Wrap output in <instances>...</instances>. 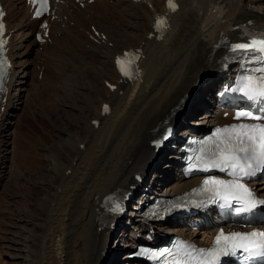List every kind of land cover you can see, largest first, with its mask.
I'll use <instances>...</instances> for the list:
<instances>
[{"label": "bare ground", "instance_id": "6f19581e", "mask_svg": "<svg viewBox=\"0 0 264 264\" xmlns=\"http://www.w3.org/2000/svg\"><path fill=\"white\" fill-rule=\"evenodd\" d=\"M6 1L9 3V26H18V29L13 33L11 49L14 69L5 107L0 111V187L2 179L6 180L5 198L1 201L3 212H11L15 202L18 209L15 221L3 219L5 227L2 230L6 232L1 244L7 248L3 260L12 264L20 261L23 264H143L127 257L131 250L118 255L123 241L105 258L104 250L112 227L99 229L102 221L97 208L110 190L144 185L143 177L159 162L158 131L165 121H180L184 133L198 130L197 124L231 119L224 117L222 112L232 107H215L204 100L207 98L205 91L211 89L216 80L227 78L237 67L233 65L223 76L215 77L214 68H218V60L225 52L220 47L224 41L223 36L218 38L217 33L208 28L207 19L214 8L225 4L227 13L222 19L228 24H242L252 19L264 22V0H183V6L173 14L172 28L160 40L148 35L154 15L164 11L163 0H151L154 8L133 0H95L84 7L71 0L68 5L60 4L58 9L62 10L64 19L54 21L53 40L42 48L48 47L55 60L63 54L69 59L78 55L96 58L98 66L95 65L93 73L104 85L95 88V95L88 98L86 104L90 112L87 114L74 100L71 105L63 102L65 111L73 107L81 114L74 112V122L71 120L73 123L69 124L76 126L72 130L61 129L54 145H45V153L36 150L37 145L30 142L29 151L21 150L19 130L10 119L11 107L14 109L22 100L29 63L38 46L32 35L36 22L26 13L25 4L21 0ZM92 24L107 33L106 41H95L85 33L84 27L90 28ZM132 45H143L146 50L143 74L133 85L119 81L115 68L116 53ZM105 79L117 82L118 88L110 90ZM120 88H123L121 93ZM15 98L17 102L14 103ZM108 100L111 111L103 114V103ZM200 105L205 106L203 110L199 109ZM95 118L99 119L98 125L93 123ZM12 135L16 137L13 138L15 142L10 140ZM174 168L177 165L173 160L156 167L157 171L166 169L172 180L155 191L174 194L197 183L201 177H184L180 167L177 172ZM32 175H35V186L41 191L34 198L28 194ZM252 182L264 194V180ZM141 196L139 194V198ZM137 214L135 224L141 225L143 216ZM207 220L209 227L216 224L214 219L208 217ZM160 227L169 232H188L201 241L211 240L208 235L211 228L191 229L184 221ZM128 234L133 239L134 229ZM126 244H133V241ZM113 247L108 246V250Z\"/></svg>", "mask_w": 264, "mask_h": 264}, {"label": "snow or ice", "instance_id": "6c2138e0", "mask_svg": "<svg viewBox=\"0 0 264 264\" xmlns=\"http://www.w3.org/2000/svg\"><path fill=\"white\" fill-rule=\"evenodd\" d=\"M44 5L47 0H42ZM172 11L177 9L175 0H168ZM38 16L41 12L36 13ZM0 11V35L4 32ZM155 27L163 31L167 27L164 18H158ZM230 51L240 58L258 63L261 67L252 69V73L243 78L236 89L244 98L264 105V31L259 34H249L242 42L231 43ZM3 41H0V52ZM132 53H125L123 58H117V67L122 75L132 78V64L137 59ZM6 60L0 59V91L4 89ZM111 87V85H110ZM104 111H108L105 106ZM237 120L249 119L255 123H239L225 128L216 129L214 137L201 141L203 145L196 156L190 158L189 172H210L218 169L231 179L206 178L201 188L194 190L203 199L193 202L199 207L203 204H218L221 208L232 209L236 214L252 213L259 206H264V200L258 199L253 190L243 180L254 177L257 172L264 171V107L257 113L251 110H239ZM181 205H176L179 207ZM241 255L245 260L264 258V231L225 233L220 231L211 248H198L186 241H177L173 249L161 251L157 258L166 257V264H221L222 257Z\"/></svg>", "mask_w": 264, "mask_h": 264}, {"label": "rangeland", "instance_id": "374dc122", "mask_svg": "<svg viewBox=\"0 0 264 264\" xmlns=\"http://www.w3.org/2000/svg\"><path fill=\"white\" fill-rule=\"evenodd\" d=\"M29 49H32V47L30 46ZM38 56H39L38 59H40L42 57H46V61H45L46 63L45 64L49 66V68H48L49 72L47 71L48 69H46L44 71L42 79H35L33 77L34 65L35 64L37 65V57ZM85 59H86V61H85ZM71 62H72V64H71ZM97 63H98L97 59L94 57H87V56L80 57L79 55L74 59H69L67 56H65L63 54L55 60L54 57L51 56V53L49 52L48 47L41 48V49L38 48L37 53H35V50H34V52L32 54V62L29 63L30 67L28 68V71H29L28 75L29 76L27 75V77H26V88H25V90L21 91L22 92V96H21L22 100H20V102L18 103V106L15 107L14 109H13V106L11 107L12 108V115L10 116V119H12V122H14V128L17 129V131L19 130L21 138H19L18 142H19V146H20L21 150H24V152L27 150L29 151L30 146H31L30 143H33V144L37 145L36 150H38L41 153H45L47 151L45 145H48V143H49V145H54V141L59 136L61 129H65V127H66V128H69L72 130L73 126H76L75 124L74 125L72 124L74 122V119H75L74 116L76 117V114H79V116H80L81 113H79V111H77L75 108L73 109V107L70 108V111H68V112L65 111L64 104H66V102H68V103L70 102V105L73 102H75V103L77 102L76 104H78L80 109L84 110L86 112V114H87V111L90 112V108L87 107L88 104H86L88 101V98L90 99L92 97L91 95H93V96L95 95V88H100V86L104 85L102 80H100V79H98V77L94 76L95 74L93 73V71L98 66ZM95 65H96V68H95ZM37 74H38V72H37ZM71 75H73V77L74 76L75 77L73 78ZM78 77H80V78H78ZM39 78H41V77L39 76ZM94 78H96V79H94ZM85 79H87V80H85ZM90 79H91V81H90ZM97 79H98V81H97ZM89 81H90V84H89ZM46 83L49 84L50 87L49 86L44 87ZM40 84L43 85V87H40ZM58 86H59V88H58ZM92 86L93 87L95 86V87L93 88ZM85 90H86L87 94L84 92ZM38 93H40L41 96H38ZM87 95H89V96H87ZM54 96H55V98H54ZM63 96H64V98H63ZM56 97L59 99V100H57V102H56V99H57ZM77 99H78V101H77ZM51 100H53V101H51ZM71 101H73V102H71ZM13 102L14 103L17 102V99L15 98ZM63 102H64V104H63ZM69 112H70V114L71 113L73 114L74 112L76 114L74 113L75 115L74 114L70 115ZM198 114H197V116L200 115V114L199 115ZM67 118H69L70 120ZM78 120H80V117L78 118ZM190 120H191V118H190ZM69 122H72V123L69 124ZM80 122L83 125V121L81 120ZM68 125H69V127H68ZM31 126H32V128H31ZM56 132L58 135L56 134ZM37 134H39V135H37ZM12 136H10V140L15 142L16 139H13V138H16V137H14V136L12 137ZM20 140H22V141H20ZM40 146H42V147H40ZM11 147H12V143L10 144V149H11ZM43 170L44 169H42V172H43ZM32 178H33V182L28 184L29 189H30L28 194H30V196L32 198H34L35 194H40L41 191L34 184L35 175H32ZM2 181H3V183L1 184L2 186L0 187V204L2 203L1 201H3V198H5V190H6V186H5L6 180L2 179ZM14 181H15V179L12 182H14ZM16 186H17V184H16ZM15 201H16V198H14V202ZM15 205H17V202H15ZM15 205L12 207V209L10 208L12 210L11 211L12 214H11V212L8 213V211L3 212L2 204L0 205V249H1L0 250V260H1V264H12V262L6 263L3 260L4 259L3 252L6 251L7 248L2 246L1 238H2V235L5 234V232H6V231L4 232L2 230L5 227L3 219L5 221H8V220L9 221H15L16 220L15 219V213H16V210L18 208ZM14 208H15V210H13ZM9 216L10 217L12 216V217L9 219V218H7ZM7 228L9 230L10 229L11 230L17 229V227H7ZM7 228H5V229L7 230ZM13 228H15V229H13ZM112 245H114V244H112ZM112 245H109V246H112ZM114 247H115V245H114ZM12 251H15V250L13 249ZM16 260H19V258H16ZM22 262L23 261H20V263H18V264H23Z\"/></svg>", "mask_w": 264, "mask_h": 264}]
</instances>
